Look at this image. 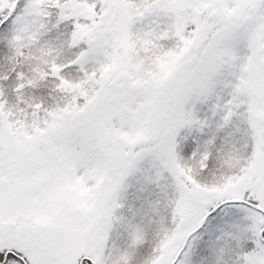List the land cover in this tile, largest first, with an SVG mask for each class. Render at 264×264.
Wrapping results in <instances>:
<instances>
[{
	"label": "snow or ice",
	"instance_id": "obj_1",
	"mask_svg": "<svg viewBox=\"0 0 264 264\" xmlns=\"http://www.w3.org/2000/svg\"><path fill=\"white\" fill-rule=\"evenodd\" d=\"M0 264H264V0H0Z\"/></svg>",
	"mask_w": 264,
	"mask_h": 264
}]
</instances>
